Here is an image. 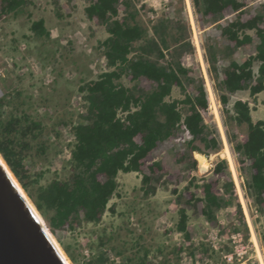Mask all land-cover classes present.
<instances>
[{
  "label": "rangeland",
  "instance_id": "374dc122",
  "mask_svg": "<svg viewBox=\"0 0 264 264\" xmlns=\"http://www.w3.org/2000/svg\"><path fill=\"white\" fill-rule=\"evenodd\" d=\"M133 2L139 13L137 22L152 37L153 22L162 17L172 21L181 19L180 29L194 47L192 52L183 55L181 62L191 71L196 83L204 84L208 110L203 112V117L217 128L219 151L210 154L190 152L186 142L192 136L182 135L181 126L174 136L157 142L143 160L140 172L118 174V194L110 200L109 208L98 223H71L67 220L54 226L50 222L51 212H43L36 206L37 187L54 179H65L70 173L71 151L75 143L72 127L81 122L80 115L84 111V100L78 87L112 68L107 66L99 48V41L107 36L106 30L87 17L86 2L31 0L27 12L0 17V98L4 100L1 121L5 123L15 116H28L40 123L34 132L36 137L32 134L26 136L31 141L28 164L31 179L26 188L17 181L71 264H98L99 257H107L104 264H264V242L261 239L264 213L256 205L255 194L248 191L250 161L236 148L237 143L246 140V126L232 121L224 123L227 118L219 101L221 92L215 75L222 79L223 69L231 60L243 63L253 53L257 35L253 30H247L252 32L249 37L256 39L233 48L234 42L227 40L220 30V26L237 19L238 12H233L230 7L223 9V19L215 22V15L202 18L195 11L192 0ZM244 3L248 7L243 8L242 22H248L264 6V0H246ZM40 18L49 30L50 38L35 37L30 31L31 21ZM167 32L170 44L163 51L165 59L160 57L163 64L179 50V45L171 41V30ZM209 43L214 44L217 51L216 63L212 67L206 59L205 47L208 48ZM240 50L248 53L239 56L236 52ZM216 66L218 70H213ZM120 82L128 87L137 85L130 76H123ZM139 86L149 88L143 82ZM195 89V85H187L186 93L195 94ZM183 97V90L175 86L168 98ZM237 99L249 102L253 122L264 120V90L254 97L246 90L235 93L230 97L229 108ZM225 147L230 151L237 181L231 170L232 163L225 157ZM197 154L207 159L205 169L200 166ZM183 155L186 156L182 159ZM193 160L196 161L195 167ZM222 160L227 162L230 177L225 172H213L216 163ZM154 162L160 166L154 165L150 171ZM146 173L153 178L150 183L153 191L147 196L141 188L142 174ZM192 177L197 178L195 183L200 187L194 186V182L189 184ZM228 180L234 184L245 226L235 205L221 207L216 212L217 222L214 224L206 221L200 213L201 203L196 199L203 196L201 185L211 182L216 192L223 194ZM192 196L195 198L186 208L187 232H181L177 229L178 209Z\"/></svg>",
  "mask_w": 264,
  "mask_h": 264
},
{
  "label": "trees",
  "instance_id": "16d2710c",
  "mask_svg": "<svg viewBox=\"0 0 264 264\" xmlns=\"http://www.w3.org/2000/svg\"><path fill=\"white\" fill-rule=\"evenodd\" d=\"M83 1L87 3V17L106 30L107 36L99 41V48L107 66L112 69L100 73L95 79L84 81L78 87L84 100V111L80 115L81 122L72 127L75 143L71 151L70 173L65 179H54L37 187L36 206L43 212H51L50 222L54 226L67 220L71 223H98L109 208L110 200L118 194V174L140 172L143 160L157 142L168 140L181 126L192 136L186 142L190 152L210 154L220 149L217 128L203 117V112L208 110L204 84L196 83L191 71L181 62L183 55L194 49L187 34L180 29L181 19L172 21L162 17L153 22L152 37L137 22L139 13L134 0ZM30 3L31 0H0V17L25 13ZM192 4L202 18L215 15V22L223 19L221 15L227 7L238 12L235 21L220 26L222 35L234 42L233 48L252 42L247 30H254L257 35L254 51L243 63L230 56L234 60L223 69L224 77L221 79L215 75L221 92L219 101L227 118L224 123L232 121L246 126V140L237 143L236 148L250 161L252 172H249L248 191L255 194L256 205L264 213V120H251V108L247 101L234 100L229 108L230 97L235 93L246 90L254 97L264 90V6L248 22H242L240 17L246 6L242 0H192ZM27 16L30 17V14L27 13ZM168 29L173 33L171 41L179 45V50L163 64L160 57L165 59L163 51L170 44ZM30 31L35 37L50 38L42 18L31 21ZM240 33L245 36L240 37ZM208 46L205 47L206 59L212 67L216 63L217 51L214 44L209 43ZM213 70H218V67ZM123 76H130L137 85L125 86L120 82ZM142 82L149 88L140 87ZM190 84L195 85V94L186 93V86ZM175 86L183 90L182 99L168 98ZM3 104L4 100L0 98V112ZM38 127L40 123L28 116H15L5 123L0 116V155L25 188L31 179L28 173L31 141L26 136L32 134L36 137L34 132ZM154 165L160 166L154 162L149 167L150 171ZM192 165L196 166L195 160ZM213 172H225L230 177L226 160L216 163ZM152 180L150 174H142L141 188L146 196L153 191ZM196 180L192 177L189 184L194 182V186L200 187ZM201 186L203 196L196 202L201 203L200 213L206 221L216 223V212L230 204L236 206L245 226L231 180L226 181L223 194H218L211 182ZM194 198L192 196L183 202L185 206L183 203L179 206L177 229L181 232H187L186 208ZM261 239L264 242V235ZM106 259L99 257L98 264H104Z\"/></svg>",
  "mask_w": 264,
  "mask_h": 264
},
{
  "label": "water",
  "instance_id": "95a60500",
  "mask_svg": "<svg viewBox=\"0 0 264 264\" xmlns=\"http://www.w3.org/2000/svg\"><path fill=\"white\" fill-rule=\"evenodd\" d=\"M0 158V264H66L14 174Z\"/></svg>",
  "mask_w": 264,
  "mask_h": 264
},
{
  "label": "bare ground",
  "instance_id": "6f19581e",
  "mask_svg": "<svg viewBox=\"0 0 264 264\" xmlns=\"http://www.w3.org/2000/svg\"><path fill=\"white\" fill-rule=\"evenodd\" d=\"M215 102V101H214ZM217 105H216V103H215V107H216ZM217 113H218V111H217ZM224 154H225V157H227L228 158V160H229V162H231L232 163V166H231V170L233 171V174H234V177H235V179H236V181L238 180L237 179V174H236V171H235V167H234V164H233V160H232V158H231V155H230V151H229V149H228V147H225V149H224ZM1 159V158H0ZM197 159H198V161L200 162V166L201 167H203L204 169L207 167V159L204 157V156H202V155H199V154H197ZM2 161V160H1ZM3 162V161H2ZM3 164H4V162H3ZM4 166H5V164H4ZM6 167V166H5ZM8 170V169H7ZM24 193V192H23ZM25 194V193H24ZM26 196V195H25ZM27 197V196H26ZM28 199V198H27ZM29 200V199H28ZM29 202H30V200H29ZM31 205V204H30ZM40 217V216H39ZM40 221H41V223H42V225L44 226V228L46 229V231H47V233L49 234V236L51 237V240L54 242V244L57 246V248L59 249V251H60V253L62 254V256L64 257V259H65V261H66V264H71L70 262H69V260L66 258V256H65V254L63 253V251L60 249V246H58V243L56 242V240L54 239V237L51 235V233L49 232V230L47 229V227L45 226V224H44V222H43V220L41 219V217H40ZM259 255H260V251H259Z\"/></svg>",
  "mask_w": 264,
  "mask_h": 264
},
{
  "label": "crops",
  "instance_id": "0c3cea01",
  "mask_svg": "<svg viewBox=\"0 0 264 264\" xmlns=\"http://www.w3.org/2000/svg\"><path fill=\"white\" fill-rule=\"evenodd\" d=\"M244 1H246V0H244ZM248 6H245V8H244V10H246V8H247ZM252 32H255L254 30L252 31ZM252 32H246V33H248L249 35H250V33H252ZM252 38V37H251ZM256 38H252V42L255 40ZM251 42V43H252ZM239 56H241V55H244V54H247L248 53V51L247 50H245V51H239V52H236ZM261 93V92H260ZM260 93H259V95H260ZM261 107H263V106H261Z\"/></svg>",
  "mask_w": 264,
  "mask_h": 264
},
{
  "label": "built area",
  "instance_id": "2783aa9c",
  "mask_svg": "<svg viewBox=\"0 0 264 264\" xmlns=\"http://www.w3.org/2000/svg\"><path fill=\"white\" fill-rule=\"evenodd\" d=\"M210 103H211L210 106H212V101L211 100H210ZM183 130H184V134H182V135H190L189 132L185 129V127H183Z\"/></svg>",
  "mask_w": 264,
  "mask_h": 264
}]
</instances>
